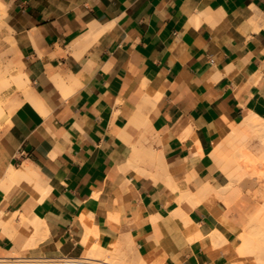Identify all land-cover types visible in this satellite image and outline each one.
<instances>
[{
	"label": "crops",
	"instance_id": "obj_1",
	"mask_svg": "<svg viewBox=\"0 0 264 264\" xmlns=\"http://www.w3.org/2000/svg\"><path fill=\"white\" fill-rule=\"evenodd\" d=\"M0 1L16 84L9 117L0 97L1 264L80 254L89 219L153 235L162 264H255L236 241L259 178L228 206L180 193L227 182L210 156L222 129L264 117V0ZM12 169L42 187L4 184Z\"/></svg>",
	"mask_w": 264,
	"mask_h": 264
},
{
	"label": "bare ground",
	"instance_id": "obj_2",
	"mask_svg": "<svg viewBox=\"0 0 264 264\" xmlns=\"http://www.w3.org/2000/svg\"><path fill=\"white\" fill-rule=\"evenodd\" d=\"M2 6L3 3L0 1V9L2 8ZM2 113L3 112L0 99V123L3 118ZM227 122H229L228 119ZM254 135H257V142L260 143L262 148V152L260 153L259 157L256 156V152L254 153V146H252V144L250 143V140L252 136L254 137ZM221 138V142L216 145L213 151L210 152V156L222 167L228 181L223 183V185L219 188L214 187L210 183H205L195 191H182L180 193L181 197L178 196V198L180 197V200L187 199L192 206L203 204L210 208L220 201L228 206L240 194L241 188L239 186V182L244 177L252 176L264 180L263 174H261L262 176L257 174V171L258 173L264 171V117L261 115V113L249 108L246 111L245 117L239 123H230L226 128L222 129ZM200 153L202 154L201 149ZM135 162L136 161H134V163ZM2 182L8 185L18 182H24L30 188L42 187L37 181L33 180L29 174L15 169H12V171L3 178ZM1 187H3L2 184ZM174 188L178 189L177 187ZM175 199L177 198L175 197ZM87 212L86 215H82L83 219L85 218V216L88 217L89 214H91L89 216L93 215L92 213ZM177 213H179V216L182 217L184 222H186V212L183 209L179 208ZM263 213L264 207L262 208L256 204V206L252 210L251 215L248 216V218L243 222L242 232L239 234L236 241V251L240 255L252 257L255 264H264ZM112 215L113 214H110L111 219H116V217ZM87 219L88 218H86V221ZM154 219V216L150 217L148 226ZM89 221L86 222V233L77 241L78 249L75 251V253L80 254H73L59 258H24L23 260L21 259L19 261H21L22 264H37L41 261L47 263H50L52 261H59L62 264H162V259L157 263L154 257L150 258L147 257V255L145 256V253L154 251L157 247L156 239L153 235L145 237L143 236L140 229H134L126 234L122 239H113L102 235L99 232L97 226H95V228H93V225H90V227L92 228L88 227ZM223 239V237L218 238L219 241ZM218 240L217 242H219ZM135 243H140L139 245H141V253H136L137 255H133L131 253V250L133 249V245ZM219 243L222 244L223 241ZM81 252H83V254ZM163 259L165 260V258ZM4 261L8 262L7 260ZM2 262L0 260V264Z\"/></svg>",
	"mask_w": 264,
	"mask_h": 264
},
{
	"label": "rangeland",
	"instance_id": "obj_3",
	"mask_svg": "<svg viewBox=\"0 0 264 264\" xmlns=\"http://www.w3.org/2000/svg\"><path fill=\"white\" fill-rule=\"evenodd\" d=\"M0 13H1V17H0V97L2 98V103H3L4 109H5L6 113L8 114V117H9V114L14 107V103H12L8 99L7 91L11 88L12 85L15 84L11 80L15 65L11 61L12 27H11V15H10L9 7L6 4L5 5L3 4L2 8L0 9ZM253 134H255V133H253ZM256 137H257V135L256 136L254 135V137L252 136L250 143L252 144V146H254V147L256 146L255 148L253 147L254 153L256 152V156L259 157L260 153L262 152V148H261L260 143L257 142L258 138L256 139ZM144 141H148V139L146 137H144ZM257 174L260 176H262L261 174H263V176H264V171H261V173H258V171H257ZM247 177H250V176H247ZM248 184L250 186H252L253 189L250 191L245 189L243 192H246L247 195L250 196L252 203L257 202V205L263 208L264 207V180L260 179V180L254 181V182L251 181V182H248ZM248 214H250V212H248ZM248 214H247V216H249ZM263 215H264V213H263ZM139 244L140 243H137V244L135 243L133 245V249H132L133 251L131 250V253L133 255H137L141 251L140 250L141 245H139ZM83 252H81V253L83 254ZM150 252H152L153 256L156 255L154 253V251H150ZM145 256H146V253H145ZM150 258H153V257H150ZM37 264H62V263L59 261H52L50 263L41 261V262H38Z\"/></svg>",
	"mask_w": 264,
	"mask_h": 264
}]
</instances>
